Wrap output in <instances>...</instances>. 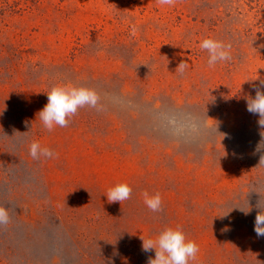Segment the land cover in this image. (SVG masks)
Here are the masks:
<instances>
[{
  "label": "rangeland",
  "instance_id": "1",
  "mask_svg": "<svg viewBox=\"0 0 264 264\" xmlns=\"http://www.w3.org/2000/svg\"><path fill=\"white\" fill-rule=\"evenodd\" d=\"M205 38L231 59L210 67ZM59 84L100 104L49 132L38 113ZM258 89L264 0H0V264H148L142 238L167 227L198 244L190 264H264V128L247 110ZM187 117L206 127L174 134L169 119ZM32 141L58 155L33 159ZM124 182L131 199L110 203Z\"/></svg>",
  "mask_w": 264,
  "mask_h": 264
},
{
  "label": "clouds",
  "instance_id": "2",
  "mask_svg": "<svg viewBox=\"0 0 264 264\" xmlns=\"http://www.w3.org/2000/svg\"><path fill=\"white\" fill-rule=\"evenodd\" d=\"M161 5H172L174 0H159ZM201 50L208 53V65L216 66L218 63L231 59V45L215 38H205L200 42ZM189 68L188 62L179 63L176 71L184 74ZM100 104V96L93 88L85 86H75L70 84H59L47 92V103L38 113L39 119L44 128L49 132L57 126L67 127L71 118L85 107L97 108ZM247 110L259 116L258 124L264 128V90H257L255 97L247 98ZM174 134L196 136L201 132L202 126L206 127V122H202L197 117H187L184 121L171 118L168 121ZM29 154L35 159H51L58 154L51 148L44 147L39 141H32L29 146ZM133 188L127 183H118L110 188L107 199L110 203L130 200ZM145 205L153 212L162 210L163 198L160 193H143ZM258 207L264 209V200L258 203ZM237 208V207H235ZM245 214L251 209L238 207ZM230 213V212H229ZM225 216V215H224ZM11 221L8 208L0 205V226H5ZM254 231L257 236L264 237V211L258 212L255 218ZM142 250L151 252L155 250L154 258H149L148 264H190L195 262L199 253V246L194 240H190L181 227H167L163 229L155 238H142Z\"/></svg>",
  "mask_w": 264,
  "mask_h": 264
}]
</instances>
